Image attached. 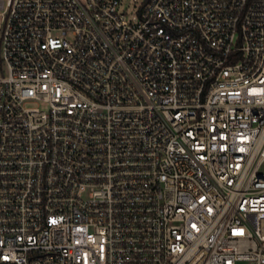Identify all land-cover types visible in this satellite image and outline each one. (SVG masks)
Masks as SVG:
<instances>
[{"label": "built area", "instance_id": "built-area-1", "mask_svg": "<svg viewBox=\"0 0 264 264\" xmlns=\"http://www.w3.org/2000/svg\"><path fill=\"white\" fill-rule=\"evenodd\" d=\"M0 0V264H264V0Z\"/></svg>", "mask_w": 264, "mask_h": 264}, {"label": "rangeland", "instance_id": "rangeland-1", "mask_svg": "<svg viewBox=\"0 0 264 264\" xmlns=\"http://www.w3.org/2000/svg\"><path fill=\"white\" fill-rule=\"evenodd\" d=\"M144 0H121L119 4V12L124 15V19L134 22L137 19V12L143 5ZM5 75V67L0 61V76Z\"/></svg>", "mask_w": 264, "mask_h": 264}]
</instances>
